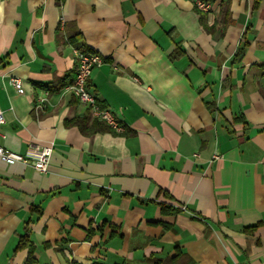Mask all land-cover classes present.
Segmentation results:
<instances>
[{
    "label": "crops",
    "instance_id": "obj_1",
    "mask_svg": "<svg viewBox=\"0 0 264 264\" xmlns=\"http://www.w3.org/2000/svg\"><path fill=\"white\" fill-rule=\"evenodd\" d=\"M207 1L0 0V145L52 147L0 161V264H264V0Z\"/></svg>",
    "mask_w": 264,
    "mask_h": 264
},
{
    "label": "built area",
    "instance_id": "obj_2",
    "mask_svg": "<svg viewBox=\"0 0 264 264\" xmlns=\"http://www.w3.org/2000/svg\"><path fill=\"white\" fill-rule=\"evenodd\" d=\"M194 7L199 11H207L209 2L207 0H192ZM73 52L78 59L75 77L70 85L67 86L69 91L78 100V102L87 106L91 114L98 120L104 121L113 129H120V124L115 120L112 114L99 106L95 95L89 91L87 81L92 69L100 65L103 57L97 52H86L78 46L73 47ZM10 85L15 88L17 93L24 92L23 83L18 77L9 79ZM3 122V115L0 110V124ZM52 147L45 145L41 148L28 147L24 153H19L7 149L0 145V161L11 165L15 163L30 164L37 172L44 173L47 169ZM213 157H218L213 154Z\"/></svg>",
    "mask_w": 264,
    "mask_h": 264
},
{
    "label": "trees",
    "instance_id": "obj_3",
    "mask_svg": "<svg viewBox=\"0 0 264 264\" xmlns=\"http://www.w3.org/2000/svg\"><path fill=\"white\" fill-rule=\"evenodd\" d=\"M258 1H259V0H254V5H256V4L258 3ZM226 10H227V9H226ZM224 11H225V9H224ZM242 53H243V48L239 49V51L237 52V56L240 57V56L242 55ZM77 122H78V118L75 117V118H71V119H69V120L67 121V124H72V123H77ZM95 123L98 125V127H100V128H97V130H102L104 127H105V129H111V130H114V129L111 128L108 124H106L104 121H101V120H100V122L95 121ZM104 123H105V126H104ZM163 209H165V208H163ZM28 242H29V240H28L27 235L20 236V239H19V241H18V247H22V246H24V245H27ZM29 252H30V251H29ZM28 258H29V256H28Z\"/></svg>",
    "mask_w": 264,
    "mask_h": 264
}]
</instances>
